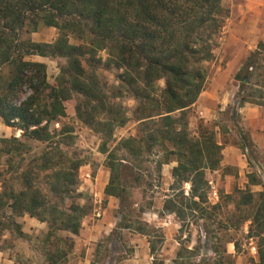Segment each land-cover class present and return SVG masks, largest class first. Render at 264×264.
<instances>
[{
	"label": "trees",
	"instance_id": "obj_1",
	"mask_svg": "<svg viewBox=\"0 0 264 264\" xmlns=\"http://www.w3.org/2000/svg\"><path fill=\"white\" fill-rule=\"evenodd\" d=\"M225 17L222 0H0V118L5 125L21 130V138H0V155L7 156L12 169L13 156L30 153L28 141L48 146L17 172L19 188L3 182L0 212L6 205L14 215L27 214L46 222L43 242L54 247L45 252L48 263H63L73 245L57 232L77 234L86 215L75 202L63 205L66 198L75 196V176L81 163L61 152L57 144L62 142L55 140L50 123L66 114L65 103L75 95L79 96L76 117L89 126L101 125L109 137L114 126L127 120L122 106L108 101L95 74L92 61L100 50L107 54L105 66L120 71L121 89L137 101L134 119L139 125L135 136L121 138L112 149L105 141L100 145L109 169L104 194L124 201L129 168L116 158V150L124 149L138 159L159 146L163 153L155 161L159 174L163 164L176 162L171 168L173 192L163 201L162 211L174 214L182 223L195 217L194 212L197 218L208 213L205 170L218 167L222 145L207 130L191 137L183 120L203 90L204 64L213 58ZM41 26L56 28L57 37L51 42L34 41L30 35ZM256 53L247 56L234 76L240 82L238 94L249 84ZM32 56L64 57L62 82L49 83L46 64ZM84 63L91 65V72ZM160 79L164 87L157 90L155 83ZM245 102L251 101L242 96L236 107ZM40 173L58 202L51 203L34 184ZM131 179L140 182V178ZM185 184L189 185L187 191ZM239 193L240 204L254 202L252 191ZM242 221H249L248 236L258 239L257 264H264V190L258 193L254 213ZM15 231L23 233L16 223ZM231 242L238 251L237 242Z\"/></svg>",
	"mask_w": 264,
	"mask_h": 264
},
{
	"label": "rangeland",
	"instance_id": "obj_2",
	"mask_svg": "<svg viewBox=\"0 0 264 264\" xmlns=\"http://www.w3.org/2000/svg\"><path fill=\"white\" fill-rule=\"evenodd\" d=\"M222 6L226 10V17L216 38L213 58L204 64L206 77L202 91L207 90L213 81L219 90H222L226 83L236 90L233 101L220 110L218 106L214 107L211 101L207 102L213 100L207 97L201 108L203 115H200L193 103L186 110L183 122L186 123L191 137L196 138L201 131L207 130L222 147L229 142L236 143L246 160V166L238 173L237 167L222 165L220 151L218 167L215 170H205L209 186L205 203L208 206V213L203 218H197L198 213L194 212L195 217H188L182 223L174 214L162 211L163 201L173 192L170 185L173 181L171 166L174 165L171 164L176 162L163 164L159 174L155 164L163 154L159 146L138 159L129 156L124 149L116 150V158L122 159L123 164L129 168L126 169L128 178L125 183L126 193L124 201L117 200L118 207L109 212V219L114 222L113 230L91 246L92 256L89 264H152L158 261H162L163 264H257L258 239L248 236L249 221L243 222L242 219L254 213L258 193L264 190V177L258 172L260 166L264 168V155L253 148L242 133L240 114L236 105L242 96L251 101L247 103L253 105L254 102L264 103V39L257 41V44L261 43L262 46L257 45L253 50L257 53L249 84L239 94L240 82L235 77L224 79L216 70L227 63L232 52L243 54L240 53L242 42L250 45L257 36H264V0H222ZM30 37L38 42H51L57 37V29L41 26L31 33ZM246 58L242 60V65ZM32 59L46 64L49 83L62 82L61 68L66 65L64 57L32 56ZM106 59V51H98L92 61L96 65L94 71L108 101L122 106L127 119L125 124L114 126L110 137L106 130L102 131L101 125L94 123L89 126L74 114V106L79 99V96L75 95L65 103L66 114L49 125L50 131L56 133L55 140L62 142L57 144L61 152L67 158L81 163L75 176V196L66 198L63 203L67 206L75 202L86 210L81 224L85 219L89 224L96 223L103 216V209L107 205V200L97 199L91 184L99 170L107 171L109 174L106 167L107 155L100 151V145L105 141L107 148L112 149L121 138L135 136L139 128L134 119L137 101L121 89L118 80L120 71L106 67L104 64ZM84 67L86 71L91 72V65L84 63ZM155 84L157 90L164 87L163 79ZM20 135L21 130L5 125L0 118V138L11 136L21 138ZM28 143L31 145L30 153L23 157L13 156L12 169L6 161L7 156L0 155V190L3 188V182L13 188H19L17 172L25 167L34 154L40 153L42 148H48L45 143L35 141ZM246 147L250 148L248 152H245ZM131 178H140V182H134ZM33 182L46 193L51 203L58 202L50 193L47 178L43 173H40ZM188 187L189 185L185 184L184 190H188ZM239 190L252 191L254 202L251 205L240 204ZM214 205L216 207L213 209ZM99 207L101 215L96 217L95 210ZM1 210L0 264H50L46 261L45 252L47 248L52 250L54 247L43 242V236L47 231L46 222L27 214L14 215L6 205H3ZM15 223L21 228L23 232L21 235L15 231ZM236 224L239 225L235 227ZM57 234L73 243L61 264H76L84 256L85 247L73 253L74 242L70 237L72 233L59 231ZM231 241L237 242L238 251L234 249Z\"/></svg>",
	"mask_w": 264,
	"mask_h": 264
},
{
	"label": "crops",
	"instance_id": "obj_3",
	"mask_svg": "<svg viewBox=\"0 0 264 264\" xmlns=\"http://www.w3.org/2000/svg\"><path fill=\"white\" fill-rule=\"evenodd\" d=\"M264 39V36H257L252 44H247L246 42L241 43L242 51L233 53L228 59L225 65H221L217 68L216 73H218L222 78L229 80L234 77L235 74L241 67V62L244 58L247 57L250 51H253L257 47V41ZM215 81L209 84V88L199 95L197 100L194 102L200 113L203 115L201 110L203 103L207 97L213 98V100H207V102L213 103L214 107L218 106L220 110L226 108L234 98L235 89L230 88L228 84L225 83L222 90H219ZM238 112L240 114V124L241 131L245 134V137L252 147L257 149L261 154L264 155V105H257L245 102L243 105L238 107ZM237 139L238 134H237ZM222 165H231L237 167L238 173L243 171V167L246 166V160L243 157V154L240 152L239 147L234 142L226 143L222 149ZM175 162V161H171ZM170 162V163H171ZM176 165V164H171ZM173 167V166H171ZM109 170V169H108ZM103 172V173H102ZM109 180V174L107 171L99 170V172L91 180L93 185L94 193L97 199L107 200V205L103 209V216L96 223H88V220L85 219L79 232L77 234H71V238L74 242V252L81 250L82 247H85L84 256L81 257L76 264H89L92 256V245L93 243L99 241L103 237H106L113 230L114 222L109 219V212L118 207L117 198L114 196H107L104 194V188Z\"/></svg>",
	"mask_w": 264,
	"mask_h": 264
},
{
	"label": "built area",
	"instance_id": "obj_4",
	"mask_svg": "<svg viewBox=\"0 0 264 264\" xmlns=\"http://www.w3.org/2000/svg\"><path fill=\"white\" fill-rule=\"evenodd\" d=\"M238 108V107H237ZM238 110V109H237ZM250 150V148L249 147H246L245 148V152H248ZM262 171V172H261ZM258 172L259 173H261V175L264 177V168H263V166H260V168H259V170H258ZM87 176H89V174H87ZM187 191V190H186ZM96 217H100V215H101V209H100V207L99 208H97L96 210H95V214H94Z\"/></svg>",
	"mask_w": 264,
	"mask_h": 264
},
{
	"label": "water",
	"instance_id": "obj_5",
	"mask_svg": "<svg viewBox=\"0 0 264 264\" xmlns=\"http://www.w3.org/2000/svg\"><path fill=\"white\" fill-rule=\"evenodd\" d=\"M243 81H245V79H243Z\"/></svg>",
	"mask_w": 264,
	"mask_h": 264
}]
</instances>
